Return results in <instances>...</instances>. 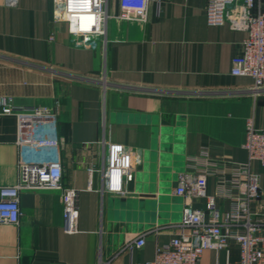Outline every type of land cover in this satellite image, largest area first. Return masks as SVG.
I'll return each instance as SVG.
<instances>
[{"label": "crops", "instance_id": "1", "mask_svg": "<svg viewBox=\"0 0 264 264\" xmlns=\"http://www.w3.org/2000/svg\"><path fill=\"white\" fill-rule=\"evenodd\" d=\"M208 0L152 1L145 22L110 18L105 36L81 46L58 19L54 0H0V96L19 106L54 107L40 122L0 116V188L13 187L20 162L61 164L78 191V230H65L60 190H21L18 224H0V264H136L177 231L184 200L174 193L188 163L246 162L247 121L264 128V92L232 74L247 37L229 23L207 22ZM109 12L119 13L117 0ZM58 147H34L36 137ZM123 147L132 173L128 193L105 187L108 143ZM264 192V166L254 164ZM91 170V171H90ZM216 179L208 178L213 194ZM227 210L230 203L218 200ZM203 208L204 199L194 201ZM263 211V207H257ZM149 231L143 247L121 251ZM239 245L209 249L202 264H237Z\"/></svg>", "mask_w": 264, "mask_h": 264}, {"label": "built area", "instance_id": "2", "mask_svg": "<svg viewBox=\"0 0 264 264\" xmlns=\"http://www.w3.org/2000/svg\"><path fill=\"white\" fill-rule=\"evenodd\" d=\"M16 5L18 0H5ZM59 3L58 19L68 25L69 32L81 46L94 45V38L105 36L110 18L145 22L149 18L152 1L117 0L119 13L109 12L110 0H54ZM207 22L210 25L229 23L233 29L244 30L247 37L240 52L232 60V74L253 80L249 91L264 92V0H208ZM56 114L54 107L19 106L11 97L0 96V116H14L20 120L32 116L40 122ZM34 147H58V138L36 137L27 141ZM244 147L246 162L227 161L211 157L202 151L191 159L187 169L177 178L174 193L184 200L182 219L170 225L177 232L167 243L156 246L153 259L136 264H202L205 251L226 250L239 245L237 264H264V192L254 164L264 166V128H257L253 119L247 121ZM107 165L104 170L105 187L110 193L126 194L132 167L123 147L108 143ZM19 181L13 187L0 188V224H18L21 217V190L52 189L62 194L65 230H78V191L63 183L61 164L56 161L20 162ZM91 171V170H90ZM216 179L213 194L207 193L208 178ZM205 200L203 208L195 207V200ZM218 200H227L230 207L222 209ZM257 207H263L259 211ZM149 231L130 239L121 251H132L146 243Z\"/></svg>", "mask_w": 264, "mask_h": 264}]
</instances>
